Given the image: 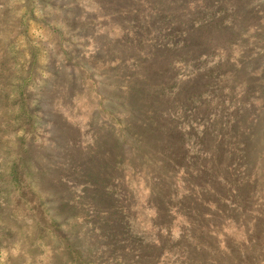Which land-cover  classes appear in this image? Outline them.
<instances>
[{
    "label": "rangeland",
    "instance_id": "1",
    "mask_svg": "<svg viewBox=\"0 0 264 264\" xmlns=\"http://www.w3.org/2000/svg\"><path fill=\"white\" fill-rule=\"evenodd\" d=\"M77 1L82 8L74 15L81 13L82 20L74 27L92 39L71 35L67 42L68 69L78 63L86 81L69 97L48 83L70 80L67 73L60 78L52 63L50 25L53 18L69 21L72 15L64 11ZM143 2L161 0H0V264H77L75 257L88 253H95L96 264H136L114 251H108L113 258L98 260L105 236L94 227L97 221L71 216V201L87 191L66 168L73 150L68 139L74 136L82 147L72 156L86 169L92 152L120 157L113 162L117 170L113 164L107 168L117 175V201L138 235L136 244L161 238L166 252L158 264L204 259L187 240L179 242L186 218L172 220L157 211L174 180L181 195L207 198V211L192 217L202 243L201 215L209 217L212 264H264V0H164L173 47L156 52L154 63L152 48L165 41L142 27L162 18L149 15ZM172 59L175 66L165 79L151 78L153 68H167ZM156 83L176 89L162 101L152 99ZM190 96L196 97L195 128L185 104ZM155 101L150 112L147 105ZM50 104L58 116L48 112ZM166 109L177 114L164 122H177L183 134H191L184 163L179 158L171 175L166 149L176 140L150 124ZM96 137L101 148L89 151ZM157 223H163L161 234Z\"/></svg>",
    "mask_w": 264,
    "mask_h": 264
},
{
    "label": "trees",
    "instance_id": "2",
    "mask_svg": "<svg viewBox=\"0 0 264 264\" xmlns=\"http://www.w3.org/2000/svg\"><path fill=\"white\" fill-rule=\"evenodd\" d=\"M164 0H161V2L158 3H145V6L148 8L147 12L149 15H151L154 18H157L158 20L162 18V21L159 23L153 22L152 24L142 27L144 29V32L146 35H150L155 38L157 41H165L164 46L155 45L152 48L151 53L153 54L151 56V63L156 62L155 60L158 56L156 55V52L162 50L161 52L166 53L168 49H172V38L170 35H168L167 30H165L166 23H169L171 19L169 18L166 20L163 18L164 14L162 13V8L161 4L163 3ZM180 2V1H179ZM81 5L80 1H77V3L72 4L70 10H65L64 13H70L72 15L71 19L69 21H66V19H63L64 23H59L58 20L52 19L53 25H50V30L55 33V40H54V55L52 56L53 60L52 63H54L56 69H60L59 74L60 78L64 76V74H68V77L70 80L66 82H57L50 78L48 80V83H51L52 90L53 92L58 91L61 95H66V96H73L77 88H80L81 86L84 87V83L86 81H81L82 78L80 79L81 74H83L84 67H80L78 63H75L73 65V68L68 69L67 65V56H68V44L67 42L70 40V37H77L78 39L81 40H86L87 42H91L92 37H88V35L83 34L81 35L78 31V27H74V23L79 22L82 20V14L80 13L79 15H74V11H81ZM120 10V9H119ZM62 12V11H61ZM125 12V10H120L119 13ZM118 13V14H119ZM143 13L139 12V16H141ZM163 14V15H162ZM187 24H184L183 27H185ZM187 28V27H186ZM81 32H86L84 28L80 29ZM171 33L172 30H169ZM88 33V32H87ZM2 41V39H1ZM99 41V40H98ZM163 44L162 42H160ZM95 46L98 43H93ZM74 45H71L73 47ZM166 47V48H165ZM76 49V48H75ZM75 49H71L72 52H76ZM100 50V49H98ZM3 52V47L0 43V53ZM100 52V51H99ZM78 54L81 55V53L78 51ZM156 56V57H155ZM176 59H172L167 65V68L164 67H156L153 68V72L151 75L152 77H156L160 80L165 79L173 70L174 68V63ZM65 69V70H64ZM68 69V71H67ZM79 74V77L77 76ZM52 75V73H51ZM56 76V74H55ZM150 78V77H149ZM152 81V79H150ZM148 83V81H147ZM79 85V86H78ZM81 85V86H80ZM165 85V86H164ZM152 88L154 89V94L152 96V99H158L162 101V99L166 96L169 95L168 93L173 90L175 91L176 87L170 84H165V83H156L152 85ZM172 98L176 99L179 96L174 95L171 96ZM192 100H196L190 96L188 99L185 101V104L188 105V115L190 118L189 124L190 128H195V124H197V117H196V109H192L191 107L193 105ZM191 102V103H190ZM51 103L53 106L55 105V102ZM156 101L153 103H148V108L150 109V112H153L154 106L156 105ZM185 108L186 105H185ZM48 112L52 113L54 112L56 116H58V113H56V109H51V104L48 106ZM191 110V111H189ZM194 111V113H193ZM175 114H177L175 109H166L163 113H160L159 117H156L155 119H152L150 121V124L152 127H154L157 131H162L166 133L168 136L175 138V143L173 145H169L166 149L168 150L167 154L170 155V159L168 160V157L165 159L163 162V165L166 163L168 160V174L171 175L173 172L178 170V159L181 158V163H184L183 160L185 159L184 153H182V150H185L187 148L186 142L191 139V134H183L180 130L179 125L177 122L171 125V123H167L166 121L164 122V119H167L169 121H175ZM196 117V118H195ZM208 118V117H206ZM198 125V124H197ZM208 126V124H207ZM66 130L68 133L71 135L76 133L72 128L69 126H66ZM80 137L75 138L72 137L71 139H68V146L71 147V152L69 153L67 157V164L66 168L67 171L70 172L71 174H74L75 176H78L79 178V184H84L86 185L85 190L86 195L82 194V199H79L76 197L74 201H71L70 207L71 211V216H74V220L79 219L81 216L82 220L86 221L89 219V217L93 216L91 219H94L96 222L95 228H99V230H102L101 232L104 233L105 239L99 243L101 244V248L97 249L96 255H98V260H103L104 258H107L109 255L108 251H114L113 255L117 256L124 260L128 261L127 257H131L134 260V263L136 264H158L162 262L163 255L166 252V249L163 246V243L161 241L160 237H156V239L149 241L146 244H143L140 242V244H136V241L138 240V235L134 232L133 226L129 225V222L127 221L126 217L127 215L124 214V210L122 207L119 205L118 200V195L116 194V189H114V184L116 181V177L113 175V171H107V168L113 164L117 168V163L115 160H119L120 157L112 152L109 151V157H104L100 156L96 152H92V165L89 166L87 169L84 167V165L81 164L80 159L78 158H73L72 154L74 153V149L76 148H81V144L79 142ZM100 147V142L98 138H95V143L91 145L89 151L93 150H99ZM111 162H109V159ZM101 161H108L107 165L105 167H102L99 162ZM69 175V177H70ZM178 175V173H176ZM178 181L174 180L173 187L174 190L171 191L169 190V193L165 195V199H163V204L158 205L157 211H160V208L164 210L163 212L164 216H166L168 219L172 217V220H177V219H183L186 218L188 221V226L184 229V232L182 233L183 238L179 240V242H183L185 240L188 241V243L191 246V249H195L199 255L200 258H204L203 261L200 263H194L193 261H190L188 259L182 258L181 260H184L187 262V264H212L209 260L211 254L209 251V246L211 245V241H213V236H212V231H211V222L209 220V217L205 214L201 215L203 219H205L206 224L203 226V239L205 240L204 243L200 241L202 236L197 234V225L193 222V216H196V213H200L199 210L207 211L208 205L206 204L207 198L204 195H201L199 199H196V195L193 196H188L189 193H184L181 195V192L177 188L176 184ZM115 190V191H114ZM71 191L74 192L73 189ZM88 191H92V197L93 199L88 198L87 193ZM202 193H206L205 188L201 189ZM87 196V197H86ZM168 196V198H167ZM185 209V210H184ZM78 211H82L81 215L75 213ZM162 214V212H159ZM157 213V215L159 214ZM191 214V215H190ZM189 215V216H188ZM112 217H115L114 220H112ZM202 219V218H200ZM112 220L113 222H110ZM171 220V221H172ZM179 221V220H178ZM158 225H155V227L159 226V233L161 234V231L163 230V223H157ZM115 225V228H114ZM170 226V225H166ZM190 228V231L188 230ZM168 232H171L169 229ZM197 234V235H196ZM168 238L170 237L169 235L167 236ZM197 240H195V239ZM124 240L129 241L127 243H124ZM157 240V241H155ZM141 248V249H140ZM92 252V251H90ZM89 254V253H88ZM86 254L85 256L83 255H77L75 259H78L76 261L77 264H96L94 259L95 253H92V255ZM111 258H113L112 255H109ZM184 264V263H180ZM186 264V263H185Z\"/></svg>",
    "mask_w": 264,
    "mask_h": 264
}]
</instances>
